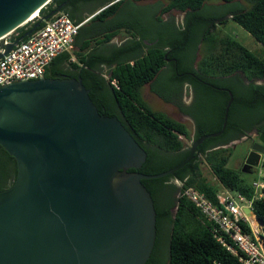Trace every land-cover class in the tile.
<instances>
[{
	"label": "trees",
	"instance_id": "16d2710c",
	"mask_svg": "<svg viewBox=\"0 0 264 264\" xmlns=\"http://www.w3.org/2000/svg\"><path fill=\"white\" fill-rule=\"evenodd\" d=\"M80 1L82 0H53L41 9L39 15L48 14L62 5L61 11L67 12L74 21L80 23L83 17L77 18V13L73 12V7L81 3ZM112 1L114 0H83L91 6L88 10L90 14ZM140 1L146 0H119L103 9L87 24H83L75 39L77 49L73 54L58 55L48 66L45 76H81L84 85L90 89V95L100 113L117 116L147 151V159L138 169L145 174L160 173L174 167L189 155L191 148L185 144V139L191 138L188 126L163 111L154 110L143 95L145 85L151 84L152 90L164 100L170 101L173 97L178 99L179 108L186 110L197 119L196 121L201 122V125L204 121L202 118L206 117L200 116L201 110L195 113L196 111L187 109L181 102L184 84L189 82L198 95L212 94L221 99L217 114L211 115L210 125L205 123L203 127L199 126L194 140L205 133L222 128L230 100L226 89H231L235 98L224 132L201 143L195 157L174 174L145 179L143 183L153 193L151 184L163 183L173 176L182 181L175 216L170 212L173 205L171 200L166 206L171 222L168 264H241L237 256L217 240L212 222L183 195V191L192 186L216 201V192L226 188L251 199L255 194L253 182L260 177L264 179V161L260 163V170L255 175L244 171L243 167H230L229 161L234 148L227 146L254 129L258 131V136L264 135V113L260 112V108L264 107V84L256 82L264 80V53L250 50L236 38L219 37L213 33L216 22L222 23L232 18L264 46V0H221L225 4L221 5L222 10L213 17L205 15V9L212 0H166V6L158 0L157 4L162 13L172 10L186 12V24L176 28L174 23L163 22L159 18L153 33L141 22L136 6L135 19L142 23L143 30H129L131 37L126 42L120 46L111 45L117 49L121 60L113 64V61L105 56L86 52L92 45L95 47L94 44L110 43L120 31L117 29L107 32V28L132 16L133 12L130 13L129 9L134 7L135 2ZM241 1L247 2L248 5H243ZM46 22L43 21L39 28ZM32 24L28 22L19 27L12 33L11 39L21 36ZM169 31L171 35L167 38ZM203 45L201 66L196 67V58ZM73 55L76 56V61L72 60ZM174 59L179 61L177 65ZM102 65L109 66V69ZM166 66L173 71L169 83L162 81L165 72L163 69ZM244 77L250 81H244ZM114 80L116 84L113 83ZM174 156V159H170ZM205 167L208 168L212 179L205 174ZM17 175L18 165L15 157L0 145V191L10 188ZM155 205L158 213L156 202ZM254 211L264 222L263 197L254 199ZM246 229L249 230V227ZM151 258L152 256L147 263Z\"/></svg>",
	"mask_w": 264,
	"mask_h": 264
},
{
	"label": "water",
	"instance_id": "95a60500",
	"mask_svg": "<svg viewBox=\"0 0 264 264\" xmlns=\"http://www.w3.org/2000/svg\"><path fill=\"white\" fill-rule=\"evenodd\" d=\"M52 1L0 0V59L62 10L35 17ZM226 90L222 128L197 138L174 167L145 174L138 169L147 151L117 116L100 113L81 76L0 86V145L18 165L15 183L0 191V264H146L158 219L143 180L174 174L201 143L224 132L234 101ZM263 154L262 134L243 170L258 168Z\"/></svg>",
	"mask_w": 264,
	"mask_h": 264
},
{
	"label": "built area",
	"instance_id": "2783aa9c",
	"mask_svg": "<svg viewBox=\"0 0 264 264\" xmlns=\"http://www.w3.org/2000/svg\"><path fill=\"white\" fill-rule=\"evenodd\" d=\"M82 24L64 11L54 15L0 59V86L45 77L48 66L58 55L73 54ZM72 60H75L74 55ZM253 186L255 194L251 199L226 188L216 192V201L192 186L183 191L212 222L217 240L237 256L241 264H264V222L254 211V199L264 198V179L260 177Z\"/></svg>",
	"mask_w": 264,
	"mask_h": 264
},
{
	"label": "rangeland",
	"instance_id": "374dc122",
	"mask_svg": "<svg viewBox=\"0 0 264 264\" xmlns=\"http://www.w3.org/2000/svg\"><path fill=\"white\" fill-rule=\"evenodd\" d=\"M158 0H147L139 2L138 4L141 5H153L152 8L150 7H142L141 5L138 6L137 14L141 20L142 23H145L146 26L149 29V32L153 33L156 30V26L158 24V19L161 18L167 19L169 15H172L175 17L176 23L179 26L184 27V21H185V12H181L178 10H172L169 12H166L164 14L160 13V6L157 4ZM163 6H166L168 4V1L161 0ZM212 2V3H211ZM214 2V3H213ZM243 5H248L247 2L241 1ZM157 4V5H155ZM225 2L221 0H213L210 1V3L207 5L205 9V15L208 16H214L217 12H220L222 10V7L220 5H224ZM132 9V8H131ZM146 9V10H145ZM216 27L213 30V33L219 37H226L230 36L233 38L238 39L241 41L245 46H247L250 50L257 52L259 54L264 53V46L258 42L255 37L248 32L244 27H242L238 22L233 20L232 18H228L224 22H216ZM17 32L14 33L16 35ZM11 35H9V39L11 40ZM123 40L122 35L116 36L114 41L121 42ZM204 53V45L201 46L199 49L198 56L196 58V67L201 66V60ZM163 74V82L169 83L170 81V75H171V68L166 67V70H164ZM173 72V71H172ZM244 81H250L247 78H243ZM258 84H264V80H256ZM143 95L145 99L149 102L151 107L156 111H163L167 113L169 116L173 117L174 119L184 122L191 132V138L185 139V144L187 147H190L193 143L194 136L196 133L195 129V121H193L190 117L184 118L180 115H178L179 110L176 107H173L172 105L166 103L160 96H158L151 87V84H147L143 88ZM182 101L189 105L190 108L195 110L197 113L200 111V116L205 115L207 118H211V115L217 114L218 109L220 107L221 99L218 97H214L212 94H206V95H198L195 91L194 87L190 84H185L183 89V95H182ZM216 112V113H215ZM260 112L264 113V107L260 108ZM246 117V116H245ZM204 118V117H203ZM207 120V119H206ZM249 138L257 139L258 137V131L256 129L249 132ZM245 136H243L241 139L235 140L228 144L227 146L233 147V153L229 161V166L232 168H242L243 167V161L244 157L248 153L250 141L244 140ZM254 143V142H253ZM174 157H170V159H174ZM260 170V166L258 168H252L247 167L246 171H249L251 175H255ZM205 174L212 179V176L208 170L207 167L204 168ZM176 209H174V212ZM169 231L167 228H164L159 233L158 242L156 245V248L154 250V253L152 255L151 260L147 264H168L167 259L169 256Z\"/></svg>",
	"mask_w": 264,
	"mask_h": 264
},
{
	"label": "flooded vegetation",
	"instance_id": "af4514ba",
	"mask_svg": "<svg viewBox=\"0 0 264 264\" xmlns=\"http://www.w3.org/2000/svg\"><path fill=\"white\" fill-rule=\"evenodd\" d=\"M117 1H119V0H114V1L106 4L105 6L108 7V6H110L111 4H113V3L117 2ZM80 2L81 3H79L76 7H73V12L77 13V17H79V18L83 17V19H87L89 17L88 21H90L94 17V15H92L93 13L90 14L88 12V10L91 8V6L89 4L83 2V0L80 1ZM140 2H142V1H140ZM138 3L139 2H135L134 3V7H131L132 9H129L130 13L133 12L132 16H129L127 19L120 20L117 24H114L113 26L108 27L106 31L107 32H111V31H114V30L118 29L120 32L116 36H119V35H123L126 32L128 34L129 30H131L132 32H137V31L143 30L142 23L140 21H137V19H135V7L141 5V4H138ZM150 6H153V5H150ZM82 11L86 12V14L80 15V12H82ZM160 11H161L160 13H162V9L161 8H160ZM164 13H166V12H164ZM164 13H162V14H164ZM211 17H213V16H211ZM162 21L163 22H168V23L171 22V24L174 23L176 28L183 27L182 25L181 26L177 25L175 17L172 16V15H169V17L167 19H164V20L162 19ZM183 24H184V26L186 24V12H185V21H184ZM170 35H171V32L169 31V33L166 35L167 38H168V36L170 37ZM112 44H114V43H112ZM174 60H175L176 65H177L179 63V61L177 59H174ZM169 61H170L169 63L172 62L171 59H169ZM166 67H168V66H166ZM166 67L163 70H166ZM63 76H68V75L67 74H63ZM207 83H208V85H212L209 82H207ZM185 84H190V83L186 82ZM234 98H235V96H234ZM164 101H166V103L172 105L173 107H176L179 110L178 115H180V116H182L184 118H186V117L189 118L190 117L193 121H195V129H198L199 126L203 127V125H206L205 123H207L208 125H210V123H211V118L204 117V118H202V119H204V121H202V125H201V122L196 121L197 119H195L186 110L184 111V110L179 108V106L177 105V102H179V101L175 97H173V99L170 100V101H167V100H164ZM181 102L184 104V106L187 109L193 110L192 108L189 107V105L184 103L182 100H181ZM193 111H195V110H193ZM258 137L259 138L254 139V138H251V137L249 138V135L245 136L244 140L245 141H251V144H250V147H249V151H248L247 155L244 158L243 166L245 164V161H246V158H247L249 152L252 149L253 142L260 141V136H258ZM261 159L264 160V154L262 155ZM181 186H182V181L178 177H174V176L169 178V180H167V181H165L163 183L151 184V189H152V192H153L152 194L154 195L155 202L158 205V213H157V216H158L157 242H158V238H159V233H160V231L162 229L167 228L169 233H170L171 222H170V218L168 216V211L166 209V206L169 203V201L171 200L173 205L170 208V212H171V214L173 216H175V214L177 212V209H178L180 196H181ZM174 209H176L175 212H174ZM157 242H156V245H157ZM155 248H156V246H155Z\"/></svg>",
	"mask_w": 264,
	"mask_h": 264
},
{
	"label": "crops",
	"instance_id": "0c3cea01",
	"mask_svg": "<svg viewBox=\"0 0 264 264\" xmlns=\"http://www.w3.org/2000/svg\"><path fill=\"white\" fill-rule=\"evenodd\" d=\"M105 7L106 6L97 9L95 12H93L92 15L96 16L99 12H101L103 9H105ZM82 13L86 14V12H80V14H82ZM77 18H79V17H77ZM88 18L87 19H83L84 21H81L80 23L87 24L89 22ZM122 37H123V40L121 42L114 41V39H115V37H114V39L110 43L103 44V45L102 44L101 45H95L94 44V46L96 48L93 47V45H92L89 49L86 50V52L94 53L95 56H97V55H99L100 57L105 56V57H107V59H110L111 61H113V64H115L116 62H118L122 58H119V54L117 52V49H114L111 45L120 46L121 44L126 42L131 36L129 34H127V32H126V33H124L122 35ZM112 43H114V44H112ZM75 49H77L76 46H75ZM74 61H76V56H75V60ZM103 67L106 68V69H109V66H107V65H105Z\"/></svg>",
	"mask_w": 264,
	"mask_h": 264
},
{
	"label": "bare ground",
	"instance_id": "6f19581e",
	"mask_svg": "<svg viewBox=\"0 0 264 264\" xmlns=\"http://www.w3.org/2000/svg\"><path fill=\"white\" fill-rule=\"evenodd\" d=\"M39 14H37L35 17H37ZM35 17H33L32 19H34Z\"/></svg>",
	"mask_w": 264,
	"mask_h": 264
}]
</instances>
